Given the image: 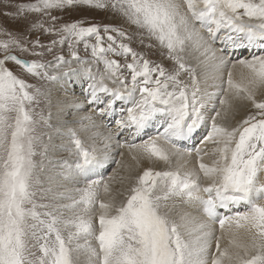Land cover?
<instances>
[{
  "label": "snow or ice",
  "instance_id": "1",
  "mask_svg": "<svg viewBox=\"0 0 264 264\" xmlns=\"http://www.w3.org/2000/svg\"><path fill=\"white\" fill-rule=\"evenodd\" d=\"M0 6V264H264V0Z\"/></svg>",
  "mask_w": 264,
  "mask_h": 264
},
{
  "label": "rangeland",
  "instance_id": "2",
  "mask_svg": "<svg viewBox=\"0 0 264 264\" xmlns=\"http://www.w3.org/2000/svg\"><path fill=\"white\" fill-rule=\"evenodd\" d=\"M6 2H10V3L15 4V3H21V2H32V0H6ZM5 11H6V9L4 7H2V6H0V18H2V14ZM32 18H35V14H32ZM80 18H87V19L91 20L92 22L110 23V24H113V25L123 26L125 28H129V26L127 24H125L124 21L118 15H114V14H112L110 12H96V11L82 10V11H80L78 13H72L71 15H67L66 14L63 17V19L65 21H67V20H75V19H80ZM5 26L8 29H10V30L11 29H16L18 27L17 23L14 22L12 19H7V20L4 21V23L0 24V27H5ZM129 30L130 31H135L134 28H129ZM34 35L35 34H33V37H34ZM3 38L4 37L0 36V39H3ZM41 39H42V41L45 44H47L49 42V37H47V36H43ZM132 46L134 48H137V50L147 51V49H145L142 45H140L137 40H134L133 41ZM17 54L19 55V53H17ZM64 54L67 55V49H66V47L64 49ZM149 56H150L151 59L156 60L157 62H160L161 61V57H160L159 51H157V50H153L152 52H150L149 53ZM29 58H31V57H29ZM51 58H52L51 56H47L46 57V59H51ZM164 63H165V66H169L171 64L170 61H166V60L164 61ZM9 67H12L14 71H16L18 69V66H15L12 62H9ZM28 79H29V82L36 83L38 85L41 84V83H43V82H40V81H36V80H34L32 78H28ZM78 90H77V94L80 95V92ZM41 108H45V105H44L43 102L39 105V107L37 108V110L39 111ZM48 110L49 109H45L46 112ZM245 112H246V110L245 109H242L240 114L244 115ZM54 137H53V140H54ZM64 142L66 143V138L64 139ZM196 143H198V140L196 141ZM57 151H59V154L53 153L52 156H51V158L53 160H60V159H68L69 161L72 160V157L69 155V153L67 151H64V150H62V151L61 150H57ZM57 151H55V152H57ZM56 157H60V158L59 159H56ZM68 157H71V158H68ZM37 159H39V158H37ZM193 164H194V161H193ZM115 167L116 166L113 164L112 165V168L109 169V172L107 174H110L111 171H112V169H115Z\"/></svg>",
  "mask_w": 264,
  "mask_h": 264
},
{
  "label": "bare ground",
  "instance_id": "3",
  "mask_svg": "<svg viewBox=\"0 0 264 264\" xmlns=\"http://www.w3.org/2000/svg\"><path fill=\"white\" fill-rule=\"evenodd\" d=\"M171 63V62H170ZM78 90V89H77ZM79 91V90H78ZM78 95V94H77ZM53 104L55 105L56 104V100H55V98L53 99ZM50 111L52 112V115H53V123L54 124H56V121H57V119H58V108L57 107H52L51 109H50ZM241 116H243L242 114H240ZM54 136H55V134H54ZM53 136V137H54ZM58 142V143H57ZM53 143L56 145V149L55 150H53V153H56V154H59V151H57V150H61L62 151V149H59L60 148V145L62 144V143H65L64 142V139H59V138H57L56 136L54 137V140H53ZM57 143V144H56ZM182 146H188V147H190V146H193V142H188V143H186V144H183ZM55 151H57V152H55ZM62 155V154H61ZM56 156V155H55ZM60 157H56V159H59ZM62 158V157H61ZM68 158H71V157H68ZM52 159V158H51ZM72 159H73V157H72ZM117 159H119V157L117 158ZM193 163V162H192ZM195 163V162H194ZM120 187V185L119 184H115L114 185V188H119Z\"/></svg>",
  "mask_w": 264,
  "mask_h": 264
}]
</instances>
